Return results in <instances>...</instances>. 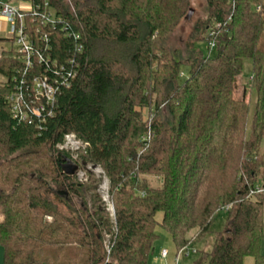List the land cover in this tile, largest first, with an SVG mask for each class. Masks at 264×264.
Wrapping results in <instances>:
<instances>
[{"label": "trees", "instance_id": "16d2710c", "mask_svg": "<svg viewBox=\"0 0 264 264\" xmlns=\"http://www.w3.org/2000/svg\"><path fill=\"white\" fill-rule=\"evenodd\" d=\"M48 1L66 30L43 27L31 12L25 21L49 59L26 68L12 49L0 55L3 264H149L157 225L178 252L223 209V229L194 264H245V256L264 264V0H203L184 54L169 40L195 11L192 0ZM37 27L49 32V49ZM42 72L57 82L53 104L31 121L14 118L6 97L16 80L31 94ZM69 132L89 145L77 159L56 147ZM89 162L108 178L114 217L91 172L76 180Z\"/></svg>", "mask_w": 264, "mask_h": 264}, {"label": "built area", "instance_id": "2783aa9c", "mask_svg": "<svg viewBox=\"0 0 264 264\" xmlns=\"http://www.w3.org/2000/svg\"><path fill=\"white\" fill-rule=\"evenodd\" d=\"M72 7L71 1L67 0ZM41 8L44 11H41ZM31 12L34 19L39 18L41 25L51 26L52 29L55 28L56 24L62 23V30H66V23L63 22L62 17L56 13L55 8L49 3L48 0L43 2V5L40 3H34L32 0H0V32L3 31L1 22L4 21L6 24V32L8 37H5L10 42V48L12 49L15 57L23 62L26 68H31L33 66V61L41 62L43 59L48 60L49 55L43 57L41 51L33 44V39L30 36V32L27 28L25 21L26 13ZM49 30V28H48ZM34 35L40 42L47 44V49H49V32H44L40 27L34 28ZM67 32V36H70ZM75 40H78L80 36L75 33L73 34ZM15 45V49L12 47ZM214 42H210V47H214ZM79 52L82 50V45L77 46ZM7 50V49H4ZM3 50H0V55ZM61 69L63 67L61 66ZM73 77L75 73H72ZM63 84L68 85V77L61 76ZM16 84L13 87V90L6 97V101L9 104L10 111L14 118L20 120L31 121V113L36 117H42L43 111L46 109V105L53 104L55 93L58 90L57 82L51 81L48 78V75L42 72L39 75L33 77L29 89L31 94H25L24 88L19 84H26L25 79H21L20 83L16 80ZM148 134L143 136L142 139L148 138ZM88 143L83 141L75 133L69 132L65 133L62 140L56 144L58 150L66 151L70 154L73 159H77L78 154L86 153ZM88 165V164H87ZM77 174L82 176L84 172L81 169H78ZM84 178V177H83ZM83 181V180H81ZM107 209L109 210L112 217H114V208L113 204L108 205ZM108 237V235H107ZM106 248L108 250V244L105 242ZM183 249L179 250L182 251ZM178 251V252H179ZM177 252V254H178ZM160 256L166 257V249L160 250ZM177 261V259H176Z\"/></svg>", "mask_w": 264, "mask_h": 264}, {"label": "rangeland", "instance_id": "374dc122", "mask_svg": "<svg viewBox=\"0 0 264 264\" xmlns=\"http://www.w3.org/2000/svg\"><path fill=\"white\" fill-rule=\"evenodd\" d=\"M202 1L203 0H192L193 6L195 7V11H192L191 14L188 16V18L183 19L181 24L177 27V29L170 37L169 40L170 45L173 48L175 47L182 49L183 54H184L185 39L194 22V19L199 14H202V6L200 5ZM2 27L4 32H0V35L3 37H8L9 36L8 33H5L7 31L6 24L5 23L2 24ZM10 45L11 44L9 41H2L0 42V50L8 49L11 47ZM12 47L14 49L16 48L15 45ZM197 47L201 48L204 52L206 51V45L203 42L197 43ZM210 55L211 56L216 55L215 48H212L210 50ZM180 70H181V78L184 79L188 75L187 66L182 65L180 67ZM250 74H251V61L250 59L246 58L243 61L242 78L240 80V83L243 87L244 86L246 87L248 85V81H249L248 77L250 76ZM249 93L250 95L246 93L245 98L246 99L249 98V102H250V112H249V122H250L255 99H256V93L255 91ZM263 146H264V140H263ZM87 164H84V168H80L84 172L82 178L80 177L79 174L76 173V177H77L76 180L80 182H87L89 179L88 172H91V174L97 180L96 183L97 194L100 196L101 200L103 201L106 207H108L109 204L112 205L113 203L109 197V192H108L109 181L104 173V170L99 164H93L90 162ZM146 177L148 178V182L150 184L155 183L158 180L155 176L148 175ZM156 217L157 219H160L161 214L158 213ZM226 218H227V213L223 209L217 214V216L212 221L210 226V231L202 238L191 242V244L187 248H183V250L179 251L178 254H176L177 249L172 240L170 233L166 229L157 225L155 228V232L157 233L158 237L153 243L154 250L149 256V260H148L149 264H194L195 261L201 256L203 251H209L212 248L214 233L216 231H221L223 229ZM1 219H2V214L0 212V221ZM48 219H50V217ZM161 249H166L167 251V256L164 258L160 256ZM261 251L264 253V239L262 240L261 243ZM0 264H3L1 246H0Z\"/></svg>", "mask_w": 264, "mask_h": 264}, {"label": "crops", "instance_id": "0c3cea01", "mask_svg": "<svg viewBox=\"0 0 264 264\" xmlns=\"http://www.w3.org/2000/svg\"><path fill=\"white\" fill-rule=\"evenodd\" d=\"M4 23H5L4 21L1 22V24H4ZM2 259H3V257H2ZM244 263L245 264H255V259L252 256H245L244 257Z\"/></svg>", "mask_w": 264, "mask_h": 264}, {"label": "water", "instance_id": "95a60500", "mask_svg": "<svg viewBox=\"0 0 264 264\" xmlns=\"http://www.w3.org/2000/svg\"><path fill=\"white\" fill-rule=\"evenodd\" d=\"M192 10L190 9L189 12H188V16L191 14Z\"/></svg>", "mask_w": 264, "mask_h": 264}]
</instances>
